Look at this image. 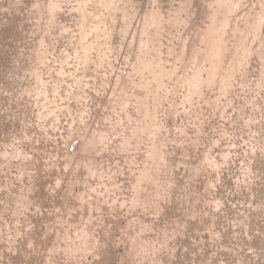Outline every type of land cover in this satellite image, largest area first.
<instances>
[{
  "label": "rangeland",
  "instance_id": "obj_1",
  "mask_svg": "<svg viewBox=\"0 0 264 264\" xmlns=\"http://www.w3.org/2000/svg\"><path fill=\"white\" fill-rule=\"evenodd\" d=\"M150 2L0 0V264H264L260 0ZM50 63L99 135L43 162Z\"/></svg>",
  "mask_w": 264,
  "mask_h": 264
},
{
  "label": "built area",
  "instance_id": "obj_2",
  "mask_svg": "<svg viewBox=\"0 0 264 264\" xmlns=\"http://www.w3.org/2000/svg\"><path fill=\"white\" fill-rule=\"evenodd\" d=\"M95 52L91 49L89 53ZM39 68L46 85L35 94L44 103L35 113V124L29 128L35 141L33 148L43 162L64 160L77 155L87 138L99 135L94 125L95 116L88 106L95 98V92L73 87L62 90L53 84L60 75L54 64H42ZM64 76L72 78L68 72H64ZM85 76L88 80L96 79V74Z\"/></svg>",
  "mask_w": 264,
  "mask_h": 264
},
{
  "label": "snow or ice",
  "instance_id": "obj_3",
  "mask_svg": "<svg viewBox=\"0 0 264 264\" xmlns=\"http://www.w3.org/2000/svg\"><path fill=\"white\" fill-rule=\"evenodd\" d=\"M89 2H91V0H89ZM139 2L142 3L143 0H139ZM130 3H131L132 9H135L137 7V0H130ZM149 7L152 11H150L149 13H146L144 17L146 29L155 26L156 14L160 7V0H151ZM259 7L261 8V11H262V22H264V0H260ZM225 160H227V157H225ZM57 186H59V182H57Z\"/></svg>",
  "mask_w": 264,
  "mask_h": 264
},
{
  "label": "bare ground",
  "instance_id": "obj_4",
  "mask_svg": "<svg viewBox=\"0 0 264 264\" xmlns=\"http://www.w3.org/2000/svg\"><path fill=\"white\" fill-rule=\"evenodd\" d=\"M198 71V70H197ZM162 73V72H161ZM197 73V72H196ZM199 74V73H198ZM198 74H197V76H198ZM161 76V75H160ZM196 77V76H195ZM194 77V78H195ZM197 78V77H196ZM161 79V78H160ZM160 83H161V81H159ZM88 139H92L93 141H94V138H87L86 140H85V142H84V145H85V143H86V141L88 140Z\"/></svg>",
  "mask_w": 264,
  "mask_h": 264
}]
</instances>
